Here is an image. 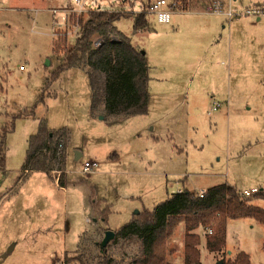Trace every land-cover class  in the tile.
Segmentation results:
<instances>
[{
	"label": "rangeland",
	"instance_id": "1",
	"mask_svg": "<svg viewBox=\"0 0 264 264\" xmlns=\"http://www.w3.org/2000/svg\"><path fill=\"white\" fill-rule=\"evenodd\" d=\"M147 1L91 0L90 6L131 13ZM69 4L74 0H0V138L7 147L9 171L0 169V264H63L65 255L77 251L94 264L106 230L121 228L136 210H153L172 188L199 191L228 182L240 191L255 187L264 193V61L250 57L238 65L236 56L231 62L225 57L216 61L214 46L201 38L194 55L203 56L195 77L183 86V35L171 38L165 67L150 70L166 80L153 86L147 112L119 119L100 102L93 106L82 68H69L53 78L63 60L54 51L57 27L50 9ZM243 18L253 21L256 36L264 39V18ZM132 20L120 18L115 25L133 42H143L149 62H160L148 54L146 39L132 33ZM67 37L69 43L75 39ZM161 86L171 91L166 102ZM225 93L231 108L213 110L211 101L221 103ZM197 99L207 100L200 113L192 104ZM246 99L254 101L260 113L255 120L247 121ZM241 111L247 116H240ZM42 118L66 134L65 168L55 167L60 172L49 175L20 169L28 138ZM76 151L82 154L79 159ZM86 160L98 163L95 171L83 172ZM61 175L62 186L55 185ZM253 204L262 207L264 201ZM224 231L226 243L220 252L207 248L204 230H196L202 238L199 264L221 259L230 263L240 251L252 264H264L263 224L238 218L227 220ZM184 234V224L178 223L166 244L169 264H184ZM107 251L115 261L128 264L139 254V245L118 238L109 242Z\"/></svg>",
	"mask_w": 264,
	"mask_h": 264
},
{
	"label": "trees",
	"instance_id": "2",
	"mask_svg": "<svg viewBox=\"0 0 264 264\" xmlns=\"http://www.w3.org/2000/svg\"><path fill=\"white\" fill-rule=\"evenodd\" d=\"M175 10L202 11L216 0H170ZM226 3V0H222ZM146 7V5H144ZM145 12L108 11L91 9L80 18L79 35L69 43L66 33L53 36V47L62 62L53 74L57 78L69 68H82L88 77L93 106L104 101L105 110L114 117L123 119L144 114L148 109V64L145 52L121 32L115 22L122 17H132V31L149 29ZM101 39L99 46L96 39ZM44 97L40 95L39 100ZM16 116H14L15 118ZM7 128V127H6ZM8 130V129H6ZM62 143V151L58 145ZM7 147L0 138V167L5 166ZM66 160V134L48 127L45 118L40 119L37 130L28 138L23 169L49 172L55 167L64 170ZM59 185L63 181L59 176ZM62 186V185H61ZM263 200L264 193L244 197L240 190L228 182H222L205 189L199 196L182 186V192L170 194L153 210L143 209L124 226L114 231V237L139 245V254L131 257L128 264H169L166 244L178 223L184 224V264H199L202 238L196 232L204 230L206 247L211 251L223 250L226 243L227 220L249 218L264 225V206L253 204ZM106 219L105 213H100ZM212 228L214 230H212ZM218 229V230H217ZM210 231V232H209ZM98 245V257L94 264H120ZM91 264L83 252L65 255L63 264ZM226 264H252L247 253L240 251L233 261Z\"/></svg>",
	"mask_w": 264,
	"mask_h": 264
},
{
	"label": "crops",
	"instance_id": "3",
	"mask_svg": "<svg viewBox=\"0 0 264 264\" xmlns=\"http://www.w3.org/2000/svg\"><path fill=\"white\" fill-rule=\"evenodd\" d=\"M150 1L152 0H148L143 5H147V3H149ZM178 12H183V14L172 13L169 22H159L157 21L155 16L153 19H151L150 16L147 15L149 29L144 31H138L136 33H133L132 31L133 34L137 36H141L146 39V41L150 45V48L147 50L148 54L150 53L151 57L155 56L160 59V62H155V61L149 62V56L147 57V61L148 63H150V64L147 63L148 64V107L150 103L149 101L151 100L152 95L154 93L153 86H155L156 84H162L166 80V77H164L161 72L157 73L158 75L151 74L150 70L152 68H156L157 66L165 67L164 63L167 62V58H169V56L167 57V55L169 54L166 45L167 43H170L171 38L174 37L180 38L183 35V86L184 84H187L188 79L191 80L195 77L198 63L201 61L200 59L201 56H203L200 55L198 57L194 55L195 53L198 52V48H200L199 42L201 41V38L203 39V41L207 40L210 46H214L215 50L213 51V55L216 61L222 59V57H225L227 58L228 61L231 62L232 56H236V64L238 65H240V63L242 62H247V60L250 57H252L251 60L253 62L264 61V50L261 48V43L263 42L264 39H260L258 36H256V30L253 31L254 30L253 27L255 26V23L253 21H250L243 17H235L232 19H228L226 16L223 15L205 13L202 11H178ZM132 26H133V22H132ZM130 39L134 46L142 49L141 46L143 45V42H139V40L133 42L131 37ZM251 43H253L252 48H251L252 45ZM262 65H264V62ZM188 69H190L191 72L193 71L191 75L190 72L188 73L186 71ZM260 83H262V81H260ZM160 89L162 90H160L159 93H161L160 95H163L162 96L163 101L166 102L168 100L167 95H170L171 93L169 92L171 91L165 90L162 86ZM181 94L182 92H176V95H181ZM185 95L186 92L185 90H183V101L185 99ZM221 97H222V99L220 100L221 103L218 108H221L223 106L228 111L232 105L230 96L227 93H225L222 94ZM196 101L197 102L192 103L193 108L196 110V112L200 113L202 111V106L207 103V100L197 99ZM214 102L215 100L211 101L212 107ZM253 102L254 101H250V99H246L244 102L247 109L249 110L248 116L247 114H243L242 111L239 112L240 116L242 117L247 116V121L255 120L260 115L258 109L256 108ZM100 103L105 108L104 101H100ZM165 105L166 104H163V106ZM75 153H77L75 159H79L80 156H82L80 152L76 151ZM67 155L68 154L66 150V159H67ZM6 157L7 155L5 154V158ZM86 161H93V160H86ZM5 163H6V159H5ZM65 164H66V160H65ZM0 169H2L4 173L9 172L7 170L8 168L6 167V164ZM25 171H27V173L31 172L28 170H24V172ZM62 182H64V178ZM55 185L61 186L57 183H55ZM260 190L262 191V188Z\"/></svg>",
	"mask_w": 264,
	"mask_h": 264
},
{
	"label": "built area",
	"instance_id": "4",
	"mask_svg": "<svg viewBox=\"0 0 264 264\" xmlns=\"http://www.w3.org/2000/svg\"><path fill=\"white\" fill-rule=\"evenodd\" d=\"M91 0H74V5L69 4L59 8H51L50 11L54 15L52 21L57 27L53 36L57 33L66 35H79L80 31V18L91 9H99V7H91ZM169 0H152L147 3L146 7L142 5L138 12H145L148 15L153 14L159 22H169L171 14L175 11L170 5ZM124 11V10H122ZM181 11V10H176ZM130 12V11H127ZM131 12V13H138ZM202 12L213 13L226 16L228 19L234 17H254L256 20L264 18V0H226V3L222 0H216L211 4H208ZM102 40L96 39L95 45L99 46ZM220 106L219 102H214L212 109L215 110ZM62 143L58 145V151H62ZM98 167V163L95 161H86L83 164V172L89 173ZM52 172H60L57 170H51ZM58 181V178L57 180ZM182 188H172L171 194L181 193ZM199 196L202 197L205 190L201 189L196 191ZM259 189L251 188L250 190L244 189L240 191V194L244 197L251 196L258 193Z\"/></svg>",
	"mask_w": 264,
	"mask_h": 264
},
{
	"label": "water",
	"instance_id": "5",
	"mask_svg": "<svg viewBox=\"0 0 264 264\" xmlns=\"http://www.w3.org/2000/svg\"><path fill=\"white\" fill-rule=\"evenodd\" d=\"M76 154L77 153H75V156H76ZM139 211L138 210H136L135 211V214H137ZM114 237V231L113 230H106L105 232H104V236H103V238H102V240H101V246H106L107 245V243L112 239ZM223 263V260L221 259V260H219L216 264H222Z\"/></svg>",
	"mask_w": 264,
	"mask_h": 264
}]
</instances>
